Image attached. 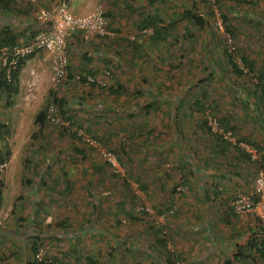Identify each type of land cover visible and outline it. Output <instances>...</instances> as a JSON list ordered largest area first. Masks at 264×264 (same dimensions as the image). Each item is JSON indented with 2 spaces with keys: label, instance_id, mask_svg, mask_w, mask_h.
<instances>
[{
  "label": "rangeland",
  "instance_id": "374dc122",
  "mask_svg": "<svg viewBox=\"0 0 264 264\" xmlns=\"http://www.w3.org/2000/svg\"><path fill=\"white\" fill-rule=\"evenodd\" d=\"M208 1L165 0L152 6L156 11L161 5L166 22L175 20L161 41L171 54L167 57L170 62L164 63L163 71L153 66L154 74L145 85L150 91L132 77L130 81L140 85L136 101L132 93L116 96L77 82L56 85L46 52L41 55L43 64L32 85L25 67L21 95L11 100L0 91V125L4 126L0 151L10 152L1 172L2 203L7 206L9 200L17 201L0 217V225H4L0 233L11 238L6 242L0 239V248L12 250L0 255L4 264H33V259L38 263L31 250L32 239L42 244L45 264H87L85 257L91 253L96 255V264H261L257 257L247 263L230 261L236 245L254 235L257 222L254 217L237 218L226 206L231 196L254 191L256 168L235 156L233 150L219 156L197 108L189 109V104L206 90L204 104L219 100L221 108L233 113L236 134L264 146V103L254 92L258 72H231L222 54L226 43L214 25L219 15L225 14L237 29L231 45L264 63V0H224L220 7H212ZM94 2L93 12L104 11L103 0ZM46 3L16 0L7 10L0 7V27L9 26L16 33L24 29L36 32L41 26L36 11ZM82 4L74 0L70 11L82 15ZM193 4L203 9L207 23L203 27L190 24L186 31L189 22L181 14L184 8L191 11ZM122 46L126 52V44ZM211 62L216 73L208 77ZM173 63H179L175 70ZM161 78L166 79L167 88H161ZM62 96L66 105L60 122L46 116L43 127L36 125L38 111L45 108L49 114L54 97ZM169 101L173 109L184 111L182 122H165L162 109L170 106ZM136 102L142 106L151 102V113L145 115L138 105L133 107ZM132 107L136 110L131 114ZM76 128L89 129L88 134L97 135L101 146L95 148L73 137ZM182 132L189 148L173 139ZM119 148L120 160L106 164L104 153ZM186 150L192 151L191 156L185 155ZM210 164L215 172L224 171L220 178L212 176L215 172L210 175ZM100 165L102 170L95 173L94 167ZM62 172H67V186ZM177 185L183 189L182 195L174 192ZM47 199L51 200L45 203ZM141 203L148 214L139 212ZM120 206L124 210H119ZM168 207L172 212L166 210ZM155 229L165 234V246Z\"/></svg>",
  "mask_w": 264,
  "mask_h": 264
},
{
  "label": "trees",
  "instance_id": "16d2710c",
  "mask_svg": "<svg viewBox=\"0 0 264 264\" xmlns=\"http://www.w3.org/2000/svg\"><path fill=\"white\" fill-rule=\"evenodd\" d=\"M15 1L16 0H0V7L3 8L4 10H7V9L11 8V4H14ZM147 1H148V5H153L155 0H147ZM204 1H208V0H204ZM209 1L210 2L212 1L210 3V5L212 7H218V6L220 7V5H222V3L224 2V0H209ZM244 2H247V1H244ZM249 3H252V2H248V4ZM68 5H69V1H68ZM69 7H70V5H69ZM192 7L193 8L191 11H189L190 9L184 8V12L181 14L182 18L184 17V19H186L189 22V24L186 26V31L189 29L188 26L190 24H193L197 27H203L207 23V21L205 20V18L202 15L204 13L203 9H200L195 4H193ZM137 8L139 9V11L141 13L144 12L143 14L145 16L142 18L141 23L139 24V30L142 31L145 28H152L153 29L152 34H150L149 36H145V39L147 38V39H150L152 41L160 40L159 42L163 41V39L166 37V34H169V32L171 31V28L173 27L175 20L172 19V20H170L169 23L166 22L165 24H162V23H164V21L156 13H153V14L149 13V12L146 13L145 11H143L145 9L141 5L140 6L138 5ZM210 15H213V11H210ZM219 17H220V20H221V23L223 26V30H224V32L222 33V36H223V39L226 43V45L224 47H222V50H223L222 54L224 55V57H226L227 61L230 63L231 68H232L231 72L234 75L254 74V72H258L256 74V78H255L257 81L255 83L254 92L256 94H259V98H260L259 100H261L262 103H264V63L259 64V63H257V61L255 59L248 57V55H246L245 53L241 54L240 53L241 49L237 48L236 46L230 45L227 42L226 39L228 37L234 41V38L237 37V33H236L237 29L235 28V25L231 21H229V18L225 14H220ZM214 25H215V28L217 29L216 21H215ZM36 31L38 32V30H36ZM37 32L30 31V33H28V31L25 30V31H22V33H16L9 26L0 27V50L4 46L12 47L14 45H18L21 38H23V40H24V38L27 35H31V37H33ZM185 35H187V33H185ZM226 36H227V38H226ZM128 42H135V39H132V40L129 39ZM129 46H131L130 48L132 49V56H134V54L142 56V52H146L144 50V48L146 46H143V43H141L140 45H134V43L132 45V43H130ZM161 46H162V48H164L163 45H161ZM147 47H146V49H147ZM182 48L185 49L184 46H182ZM32 55L33 54L28 55L27 57L21 58L17 62L16 67L14 69L10 70L9 73L7 72V68L3 67L0 63V91L3 92L8 99L13 97L14 95H17V93L19 92L20 72H21L22 68L25 66L26 60L31 58ZM0 56H1V51H0ZM116 58H118V57H116ZM237 61H240L241 64H239ZM171 66L175 70L179 66V63H176V64L173 63V64H171ZM215 68H216L215 64H213V62H211V69L209 71V75H206V76H208V77L213 76V74L216 73ZM105 69H107V71L110 72L109 77L113 76V73L111 71V67H107ZM244 70H246V73L244 72ZM86 75L95 76L93 74H86ZM147 78H148V76L146 77L144 75H141L139 77V75H138L137 81L145 87L146 82H147ZM84 80H85V78H83V80H81V83H84L85 82ZM105 83H102V82L99 83L96 81V79H94L93 82H89V87L92 86V88H97V89H102V90L106 89L108 92H110L111 94H114L116 96H119L122 92L125 93L124 96L128 95L129 93L130 94L132 93L131 98L135 99V101L137 100L136 95L139 92H141L140 89H138V87H134L133 90H130L128 83H121V84L117 83L118 85H115V83H112L111 81H110V83H108L107 80ZM126 87H128V88H126ZM161 88H163V89L167 88V86L165 85V83L163 81H161ZM125 90H126V92H125ZM145 90L150 91L152 89L145 87ZM153 95H154V93H153ZM153 95H151V97H153ZM148 97H149V95H147V98ZM206 98H207L206 90H203L200 93V95L197 94V95H195V97H193V99L191 100V102L189 104V109H192L193 107L197 108V110H198L197 112H199V115H200L199 120L201 121L202 125L205 127L204 129L207 132L208 138L210 137V139L213 141V146L215 147L216 151L218 153L225 155L226 153L229 154L228 151L232 152V150H233L234 153L233 152L232 153L235 156L241 157V159H243V160L245 159L247 161V163L255 166L256 173H257L259 166H261V164L263 163L264 146H261L256 141H252L247 136H242V135L238 136L237 135L238 134V126L234 123L233 113L226 111V109H224L223 107L221 108L220 101L217 99H214L215 101L209 105L204 104L203 101ZM6 102L8 103V100H6ZM53 102L57 104L59 114L60 115L65 114V108H64V106L66 105L65 97H63V96L62 97H54ZM150 103L151 102H149L147 104L144 103L142 106V105H140L139 102H136L135 103L136 105H134L133 107H136L138 105V107H140L138 110L143 111L144 113H146L145 115H148L151 113L150 108H149ZM133 107L130 108L129 113H131V112L133 113V111L136 110V108H133ZM185 110H186V108H185ZM219 110H225V111L219 112ZM183 112L184 111L182 109L176 110V113L174 114V118L171 119V121H172L171 123L173 124V122H174V124H176L177 122H179V123L182 122V119H183L182 113ZM141 117H142V115H141ZM45 119H46V111L44 108V109H41L40 111H38V113L35 116L34 122L39 127H42L45 124ZM210 121H215L217 128H219V129L213 130L212 125L210 124ZM168 122H170V120ZM3 127H4L3 125H0V130ZM76 129L81 130L84 133L87 131L86 134L90 135V134H88V132L90 133L89 129H86L85 131L81 128H76ZM174 129H176V127ZM226 132H230V136H231L230 139L226 138L224 136V133H226ZM137 134L139 135V133H137ZM181 134L177 133L176 136L174 135L173 139L176 138V142L178 144L185 145V149L189 148L187 146L188 145L187 142L184 140L185 138L183 137L185 135V132H182ZM72 136L76 137L79 141L81 140V136H79L76 131L74 132V134H72ZM90 137L96 141H99V138L97 135H93V136L90 135ZM242 143L250 145L251 147L255 148L260 153V158L257 160L253 159L251 157V153L248 152L242 146ZM118 150H121V148L112 149L109 152L114 154L119 161L120 158L117 155ZM74 151L76 153L83 154L82 149L75 148ZM191 152L189 150L188 151L186 150L185 155L187 154V156L189 157V156H191ZM9 155H10L9 151H6L5 153H1V151H0V164L6 162L7 158H9ZM106 164H110V163L108 161H106ZM101 170H102L101 165L94 167L95 173H100ZM137 180L139 181L140 187L143 190H146L147 187L144 183L140 182V178H137ZM68 185H69V183H68ZM2 186H3V181L1 179V172H0V191H1ZM182 190L183 189L178 187V185H177V187H174V192L177 193L178 195H180V194L182 195V192H183ZM252 193H245V194H251L252 195ZM235 195H233V196H235ZM233 196H231V198ZM231 198H229V200ZM251 198L256 200L254 195H252ZM226 205H227V203H226ZM120 209L124 210V207L120 206L119 210ZM171 209L172 208L168 207L166 210H170L169 212H172ZM146 210H147L146 206L141 203V207H140L139 212L142 213L143 215H145V214H148L146 212ZM160 212H162V211H160ZM129 215L131 218H134L131 214H129ZM247 218L248 217H246V219ZM254 220L257 222V225L255 227V231H254V235L250 236L245 243L236 245V249L232 253L230 261H236L239 263H241V262L247 263L248 260H254V258L257 257L261 260V264H264V221H262L259 217H254ZM155 231H157V233H156L157 236H158V234L160 235L158 237L159 242H161L165 246L166 245L165 234L163 233V231L160 234V231H158V229H155ZM41 246H42V244L39 242L38 239H36V240L32 239L31 250L35 255L38 252V250L41 248ZM175 257L178 258V255H175ZM85 258H86L87 264H96V255H93V253H91L89 256H86ZM52 259L55 262H57L56 260H58L56 257H52ZM46 262L41 261V262L37 263L33 259V264H43V263L45 264ZM168 263H171L170 260H168ZM0 264H4L2 258H0Z\"/></svg>",
  "mask_w": 264,
  "mask_h": 264
},
{
  "label": "crops",
  "instance_id": "0c3cea01",
  "mask_svg": "<svg viewBox=\"0 0 264 264\" xmlns=\"http://www.w3.org/2000/svg\"><path fill=\"white\" fill-rule=\"evenodd\" d=\"M31 1H34V0H31ZM35 1H40V0H35ZM45 1H47L46 3L47 5L50 0H45ZM73 1L74 0H69V5H71ZM81 1L84 2V4L81 5L80 11H82V15H79V16L88 15L91 12H93L96 6L95 2L93 3V0H81ZM96 1L98 2V0ZM164 1L165 0H155L154 4L157 2L162 3ZM103 3H104L103 5L104 14L108 20L107 27L109 31L113 32V35L105 36L101 38L97 37V38H94L92 40H87V41L83 40L79 36V34L72 35L67 45V52H68V57H69V67H70L71 74L69 75L68 81L66 82L76 83V81L73 78V72L93 74L97 76L98 78L105 80V76H106L105 70H107L105 68L111 67L113 76L108 77V80H107L108 83H110V81L112 83H115V85H118L117 83L119 84L128 83L130 90H133L134 87H138V89H140L141 83L140 85L135 86L133 82L130 81L132 77L134 76L138 77V75L139 77L141 75H144L146 77L152 76L154 74L152 72V69H154L153 66L155 65L162 68L161 70L163 71L164 70L163 68L165 67L164 63L169 61L167 59V57H169V54L167 51L168 48L165 49L166 45H163L162 42H159L160 40L158 41L150 40L149 41V39L143 38L145 36L141 34V30H139V24L141 23L142 18L145 16L143 14L144 12L141 13L137 7L138 5L139 6L141 5L142 7H144L145 10L143 11H145L146 13L148 12L152 14L156 13L164 21V23L162 24L166 23V20L163 17L165 13L163 9H161L160 7L161 5L157 6L156 11L153 10L152 6L154 4L148 5L147 0H103ZM157 9L160 11H158ZM40 28L41 26L37 28V30H39ZM134 34H136V36ZM127 37L131 40L135 39V42H128L129 39ZM30 39H31V36L27 35L24 38V41H22L23 39L21 38L20 42H27ZM130 43H132V45L133 43L134 45H140L141 43H143V46H146V47L148 46V47L147 49L146 47L144 48L146 52H142V56H139L136 54L132 56V49L130 48L131 46H129ZM124 44H126L127 46L126 52H125V47L122 46ZM156 45H163L164 48H162V46L157 47ZM123 50L124 52H122ZM42 53L43 52L35 53L31 56V58L26 60L25 66L22 68L20 72L19 92L17 93L16 96H18V94L21 95L20 92L23 91L22 80H23V72L25 71L26 66L29 68L28 72H30V76L28 80L29 85H32L33 81L35 83V80L38 79L37 76L39 73V67L43 64V59L41 56ZM161 79L164 83L166 82V79L164 78H161ZM11 100H8V103L11 102ZM21 102H22V99H21ZM169 104L170 106L164 107V109H162V112L166 114V119H165L166 123H168L170 119H173L174 114L176 113V109H172L174 108V106H172L171 101H169ZM180 128L183 129V126H181ZM218 155L221 156L220 153H218ZM209 167L212 168V171L210 172V175H212L215 172L214 164H210ZM222 172L224 171L223 170L217 171L212 176L220 178L218 175H220V173ZM61 175H62V178L64 177L66 179L65 183L67 186L69 183V179H67V176H66L67 172H62ZM2 181H3V186H4V177ZM19 181L21 183V180ZM27 181H30V180L27 179ZM41 183L44 185L43 181ZM3 186L0 191V217L4 214L7 215V212L8 211L10 212L12 210L11 204L14 202L15 203L17 202L15 201L16 199L15 198L13 200L14 202L12 200L11 201L9 200V204L7 206H5L2 203ZM155 189H156L155 186H152L153 192L155 191ZM234 190H238V188H235ZM243 190L246 191V188ZM49 200L51 199H47L45 203H48ZM205 211L207 212V210ZM229 212L231 213L230 210ZM225 215H228V214H225ZM0 226H4V225H0ZM3 236L4 234L0 233V239L2 241L4 240V242H6L8 239H11V238H4L5 236L4 237ZM6 249L0 248V255L9 254L12 251L10 248H6ZM77 258L79 259V256Z\"/></svg>",
  "mask_w": 264,
  "mask_h": 264
},
{
  "label": "built area",
  "instance_id": "2783aa9c",
  "mask_svg": "<svg viewBox=\"0 0 264 264\" xmlns=\"http://www.w3.org/2000/svg\"><path fill=\"white\" fill-rule=\"evenodd\" d=\"M69 0H50L45 7H40L35 14L37 21L40 22L41 28L27 42H20L12 47L4 46L1 48L0 63L7 68V72L14 69L17 62L28 55L46 52L50 56L52 80L57 84L68 81L71 74L69 67V57L67 45L74 34H79L83 40H92L113 35V32L108 30V20L102 9H98L88 15L79 16L70 11L68 5ZM217 28L220 33H223L221 20H216ZM152 28H145L141 31L144 36L152 34ZM227 38V36H226ZM227 42L231 45L232 39L227 38ZM109 71H105V80L97 76L86 75L79 72H73V78L77 83L85 78V82L81 83L89 86V82L96 79L99 83H105L109 77ZM8 77V76H7ZM106 84V83H105ZM50 113L47 114L49 120L55 121L58 124L61 120V115L58 112L57 104L50 107ZM213 130H218L215 121H210ZM77 134L81 136V140L90 146L98 148L101 146L99 141L94 140L83 131L76 129ZM226 138H231L230 132L224 133ZM242 146L251 153V157L255 160L260 158V153L253 147L247 144ZM106 160L111 164H115L117 157L110 152L104 153ZM6 162L0 164V172L4 170ZM252 195L256 200L251 198V194L238 193L227 202V208L236 215L239 219L244 220L246 217H259L264 221V151L263 163L259 166ZM148 210V208H146ZM36 259L43 261L42 249H39L35 255Z\"/></svg>",
  "mask_w": 264,
  "mask_h": 264
}]
</instances>
